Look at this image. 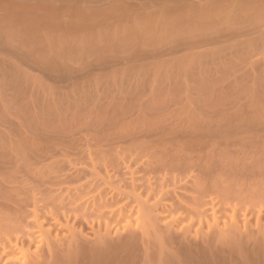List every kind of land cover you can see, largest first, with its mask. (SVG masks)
Here are the masks:
<instances>
[{
    "label": "rangeland",
    "instance_id": "374dc122",
    "mask_svg": "<svg viewBox=\"0 0 264 264\" xmlns=\"http://www.w3.org/2000/svg\"><path fill=\"white\" fill-rule=\"evenodd\" d=\"M214 127L233 134L211 140L209 153L239 134L248 137L241 145H249L264 131V0H0V140L32 142L45 153L60 143L82 145L88 136L93 144L132 132L155 141L166 128L196 143ZM203 142L192 145L193 154H208ZM158 192L156 212L169 218L175 210L166 204L175 200ZM241 202L240 222L248 210L251 224L240 233L249 239L258 233L257 216L264 224V201ZM183 216L175 226L179 236L189 222ZM197 223L193 245L201 243L197 230L208 231ZM244 238L243 251L225 248L218 259L264 264L259 245Z\"/></svg>",
    "mask_w": 264,
    "mask_h": 264
},
{
    "label": "bare ground",
    "instance_id": "6f19581e",
    "mask_svg": "<svg viewBox=\"0 0 264 264\" xmlns=\"http://www.w3.org/2000/svg\"><path fill=\"white\" fill-rule=\"evenodd\" d=\"M215 127L209 139H203L207 143L200 138L206 151L212 141L233 134L232 128ZM167 130L155 132V141H145V135L144 142L138 139L144 136L133 132L110 139L104 136L94 144L95 138L89 142L88 136L85 148L86 140L82 145L78 140L80 144L60 143L45 153L32 142L1 139L0 264H214L222 259L218 258L225 248L239 254L247 244L244 237L259 245L261 252L256 256H262V215L257 216L259 234L247 239L240 232L251 224L249 211L242 215L243 225L239 214L244 212L242 200L264 201V131L249 137V145H241L248 137L239 134L237 141L227 140L228 149L218 153L219 148L214 149L207 155L199 149L206 157H198L199 151L193 152L202 144L199 138L193 148L192 137L184 135L180 140L179 135L173 137L177 130L172 136L171 128ZM177 139L188 142L182 143L185 148ZM134 147L140 152L124 153ZM113 149L115 155L110 154ZM53 159L54 163H46ZM157 190L175 200L166 204L175 210L169 218L156 212ZM182 215L189 222L179 236L175 226L182 222ZM223 215L230 222H222ZM195 221L200 228L207 224L208 231L203 235L197 230L201 243L193 245Z\"/></svg>",
    "mask_w": 264,
    "mask_h": 264
}]
</instances>
